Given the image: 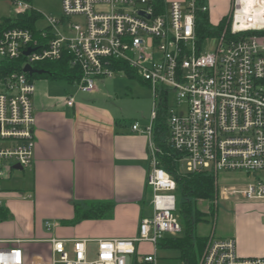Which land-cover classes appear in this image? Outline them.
<instances>
[{
	"label": "built area",
	"instance_id": "built-area-1",
	"mask_svg": "<svg viewBox=\"0 0 264 264\" xmlns=\"http://www.w3.org/2000/svg\"><path fill=\"white\" fill-rule=\"evenodd\" d=\"M248 1L233 0L211 53L202 52L196 32L197 12H209L204 0L175 1L162 9L155 0H62L61 17L44 16L46 25L37 31L2 28L8 18L0 15V64L25 59L23 73L0 75V182L8 161L23 170L33 166L36 87L26 66L39 70L40 63L67 57L79 75L78 91L93 94L97 81L122 73L124 64L153 96L151 121L144 130L150 138L151 215L142 218L133 239L97 240L95 259H90L88 240L73 241L68 252L65 241L52 239V264H128L141 242L155 246L144 263L158 264L159 243L183 233L177 185L159 166L161 151L154 142V122L164 106L167 136L186 172L213 175L217 188L220 173L254 175V182L224 190L222 196L264 202V0L256 8H249ZM0 2L14 7L11 19L32 9L23 1ZM171 93L178 106L185 105L182 113L170 104ZM66 102L75 103L71 96ZM140 130L138 123L132 126V131ZM3 208L0 186V214ZM215 224L198 264H264V258H239L236 241L218 239ZM45 226L52 230L50 222ZM0 264H24L23 250L0 248Z\"/></svg>",
	"mask_w": 264,
	"mask_h": 264
},
{
	"label": "crops",
	"instance_id": "crops-1",
	"mask_svg": "<svg viewBox=\"0 0 264 264\" xmlns=\"http://www.w3.org/2000/svg\"><path fill=\"white\" fill-rule=\"evenodd\" d=\"M155 1L168 8L184 0ZM204 1L212 25L230 16H223L230 0ZM213 16L221 18L216 25ZM40 78L44 80H33V166L26 175L16 169L17 163L8 161L0 182L4 200L0 248L20 247L24 264H52V239L65 241L68 252L75 240H88L91 251L100 239H133L152 200L147 186L150 138L144 133L151 120L134 132V124L98 103L99 87L89 94L93 99L85 100L77 95L78 90L63 86L66 81ZM70 96L73 106L66 102ZM243 201L237 227L219 239H234L239 258H264V218L244 215L254 206L264 208V202ZM106 203L113 208L110 217L75 222L77 208L87 210ZM46 222H51L52 230Z\"/></svg>",
	"mask_w": 264,
	"mask_h": 264
},
{
	"label": "trees",
	"instance_id": "trees-1",
	"mask_svg": "<svg viewBox=\"0 0 264 264\" xmlns=\"http://www.w3.org/2000/svg\"><path fill=\"white\" fill-rule=\"evenodd\" d=\"M15 1H23L33 6L32 0ZM160 2H157L158 7L161 9L165 8V5ZM41 19L42 14L32 8L29 12L19 14L15 19H4L2 28H28L32 31H37L36 24ZM227 21L228 18H225L214 26L210 21L209 12H197L196 32L199 42L203 43L206 38L220 35L226 28ZM24 63L25 59L16 62H1L0 75L23 73ZM36 68L48 73L41 76H29L31 80L37 77H46L54 80H63L70 85H75L79 79V75L71 67L67 57L58 62L40 63L36 65ZM119 69H122L123 73L128 77H135L144 82L127 65L123 64ZM166 109L167 106L161 108L159 116L154 122V142L161 151L158 155L159 166L173 176L177 185V216L183 226V233L178 237H165L159 245L164 249L179 252V259L182 264H198L209 238V236H198L196 234L198 225L205 221V214L201 210L200 203H210L212 206L210 207L209 215L212 216V219L217 220L214 206H216V199L219 195L218 188L213 175L209 173H188L182 169V156L172 147L167 136ZM112 213V205L108 203L91 206L87 210L77 208L75 222L89 218L110 217Z\"/></svg>",
	"mask_w": 264,
	"mask_h": 264
},
{
	"label": "rangeland",
	"instance_id": "rangeland-1",
	"mask_svg": "<svg viewBox=\"0 0 264 264\" xmlns=\"http://www.w3.org/2000/svg\"><path fill=\"white\" fill-rule=\"evenodd\" d=\"M32 7L42 14V19L36 24L37 28L44 27L46 25L44 16H54L59 18L62 14V0H34ZM232 7L233 0H230L227 11L223 16L226 17L231 14ZM14 10V7L9 3L0 2V15H2V17L9 18L13 16ZM213 19V23L216 25L219 23L221 18L213 16ZM217 45L218 40L215 37H209L203 41L201 50L203 53H211L215 51ZM34 80L37 82L38 80L44 79L37 77ZM62 85L73 92L78 90L75 85L74 87L69 86L67 83H62ZM96 85L99 87V96H95V98L98 99L97 101L99 104L110 107L114 113L130 125L136 123L142 127L148 125L151 120L153 110V96L150 88L144 82L135 77L130 78L123 72H118L114 78L99 80ZM77 95L85 98V100L93 99L92 95L82 92H78ZM170 104L176 110L181 111V113L184 111L185 105L178 106L174 93H171ZM12 162L13 161H10V163ZM185 168V165H182V169L184 171ZM20 172L28 175V170ZM254 181L255 176L247 175L246 173H220L218 178L220 198L219 200L218 198L216 199V206H214L217 220L214 222L212 216L209 215L210 207L212 205L207 202H201L200 207L202 212L205 214V221L198 225L196 234L198 236H209L214 228V224L216 223L215 234L219 239V237L226 234L231 228H236L237 223L240 222V218L238 217L241 213H239V211L244 209V207L240 204L245 201L238 199V196L236 195H231L229 196V199L226 200L222 196V192L232 187L242 188L244 185ZM146 208L148 213L147 216H150L152 213L151 200L147 203ZM262 209H256L254 206L252 210H245L244 212L246 213H244V215L257 216L258 219L260 218L262 220V218H264V208ZM96 254L97 250L93 248L90 252V259H95ZM152 254H155V246L153 244L148 242L138 243L136 244V254L128 258V264H145V256ZM179 256L180 254L177 251L164 249L160 245L157 247L158 264H182Z\"/></svg>",
	"mask_w": 264,
	"mask_h": 264
},
{
	"label": "water",
	"instance_id": "water-1",
	"mask_svg": "<svg viewBox=\"0 0 264 264\" xmlns=\"http://www.w3.org/2000/svg\"><path fill=\"white\" fill-rule=\"evenodd\" d=\"M29 53H30V51H28L26 53V55H29ZM24 72L27 73L29 76H34V75H40L41 76V75L48 73L46 71L36 70V69L32 68L31 66H26L24 68ZM16 169L23 170V168L19 164L16 166Z\"/></svg>",
	"mask_w": 264,
	"mask_h": 264
},
{
	"label": "bare ground",
	"instance_id": "bare-ground-1",
	"mask_svg": "<svg viewBox=\"0 0 264 264\" xmlns=\"http://www.w3.org/2000/svg\"><path fill=\"white\" fill-rule=\"evenodd\" d=\"M247 4L249 8H256V6L261 5V2L259 0H249Z\"/></svg>",
	"mask_w": 264,
	"mask_h": 264
}]
</instances>
